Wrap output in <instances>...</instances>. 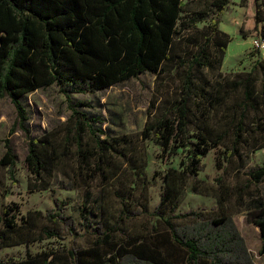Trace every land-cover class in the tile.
<instances>
[{"label":"trees","instance_id":"obj_1","mask_svg":"<svg viewBox=\"0 0 264 264\" xmlns=\"http://www.w3.org/2000/svg\"><path fill=\"white\" fill-rule=\"evenodd\" d=\"M203 1L0 0V98L8 96L16 109L9 133L19 128L25 134L26 163L35 183L43 182L72 147L91 171L90 178L102 172L103 165L108 168L107 153L121 156L116 145L121 138L107 135L103 120L82 109L91 104L73 103V95L106 91L144 72L159 75L167 67L179 76L181 86L171 106L145 122L141 135L167 153H185L181 169L165 175V188L153 211L149 212L141 196L133 202L129 195L117 194L122 209L113 227L101 220L94 226L86 203L78 218L67 212V199H56L44 213L28 215L21 214L18 203H9L0 212V249L46 238H69V242L21 260L0 259V264H257L227 207L180 211L177 202L187 180L197 185L205 169L202 160L210 151L221 149L217 167L225 171L235 160H243L244 145H253L254 150L264 147V60L234 78L204 79L203 85L195 78V69L221 66L231 41L219 29L229 0H213L210 19V11L200 9ZM193 3L196 7L189 8ZM263 7L264 0L257 4V13H264ZM208 20L209 34L196 54L184 58L174 53L176 37ZM262 21L258 17L257 23ZM256 36L264 38V28ZM54 85L66 96L71 113L61 124L59 136L50 131L34 138L22 99ZM86 136L92 145L88 146ZM60 139L63 152L58 153ZM4 142L0 166L13 179L16 156L9 138ZM239 167H244L242 162ZM245 174L248 180L236 189V203L259 228V253L264 255V165H253ZM215 184L221 199L228 187L222 175ZM250 189L252 196L246 200ZM147 213L160 219L165 230L153 225L156 234L141 238L120 227L124 219ZM38 215L49 224L34 236L30 229ZM176 219L188 222L176 223ZM86 234L95 235L94 244L77 246V239Z\"/></svg>","mask_w":264,"mask_h":264},{"label":"rangeland","instance_id":"obj_2","mask_svg":"<svg viewBox=\"0 0 264 264\" xmlns=\"http://www.w3.org/2000/svg\"><path fill=\"white\" fill-rule=\"evenodd\" d=\"M212 1L204 0L199 4L201 10L210 11L209 19L213 16ZM257 4L260 6L262 0H229L221 17L219 29L227 33L231 41L219 68L195 69V78L200 84L203 85L204 79L234 78L238 74L249 72L256 62L264 60V55L254 49L252 43L253 37L264 28V21L257 23L258 17L264 18V13H257ZM196 5L193 3L189 8H195ZM209 24V20L200 22L192 31L176 37L174 53L184 58L196 54L209 34ZM212 52L215 54V51ZM180 86L179 76L171 67H167L165 72L159 75L144 72L139 77L131 78L106 91L73 95L71 99L73 103L86 101L91 104V107L82 109L90 117H99L103 120L102 128L107 135L121 138L116 144L121 156L107 153L108 168L105 169L103 165L104 170L90 178L88 174L91 171L80 163L76 149L72 147L71 153L60 157L51 173L47 174L41 183H35L26 163L28 150L25 134L19 128L14 133H9L16 118V109L8 96L0 98V158L5 151L6 138H9L16 156L13 179L7 173V169L0 166V212L9 203L16 202L20 205L22 215H28L33 211L44 213L46 209L54 206L56 199H67L68 213L78 218L83 203H86L87 208L93 212L89 219L94 226L101 220L107 227H113L122 209L117 194L129 195L133 202L141 196L149 212L153 211L165 188V175L170 170L181 169L185 153L181 150L176 154L167 153L157 143L145 140L141 131L149 118L159 116L171 106ZM22 101L28 113L32 137L39 138L50 131L59 136L61 124L70 115L71 109L66 96L57 86L34 91L24 96ZM85 141L88 146L92 145L88 136L85 137ZM59 148L58 153L63 152L61 139ZM220 150L214 149L203 158L205 169L199 173L195 187L191 179L185 182L177 198L179 210L187 211L202 207L210 209L216 205L227 207L246 239L256 263L264 264V255L259 253L261 246L259 228L248 220L247 210L240 209L236 203V189L248 180L245 171L256 164L264 165V147L254 150L253 145H244L243 160H235L225 171L217 167L221 156ZM241 162L243 168L239 167ZM90 164L95 165L92 162ZM220 175L228 186L225 196H221V199L215 184V178ZM69 183L74 184L72 188H67ZM261 193L264 196V182L261 184ZM251 196L250 189L246 194V200ZM175 222L184 223L188 220L176 219ZM48 224L38 215L32 219L30 230L37 236L41 233L42 226ZM153 225H157L159 231L165 230L163 222L148 213L137 218L124 219L120 223L125 233L141 238H149L156 234ZM121 238V234H116L117 240H122ZM94 241V234H86L77 239L76 245L91 246ZM68 242L69 238L64 240L46 238L42 241L4 247L0 249V259L21 260L44 250H56L67 246Z\"/></svg>","mask_w":264,"mask_h":264},{"label":"built area","instance_id":"obj_3","mask_svg":"<svg viewBox=\"0 0 264 264\" xmlns=\"http://www.w3.org/2000/svg\"><path fill=\"white\" fill-rule=\"evenodd\" d=\"M252 43L254 49L259 50V52L264 55V38L261 36H255L253 37Z\"/></svg>","mask_w":264,"mask_h":264}]
</instances>
